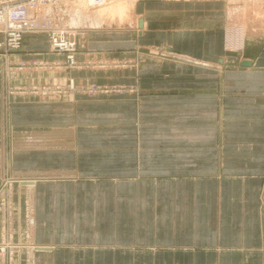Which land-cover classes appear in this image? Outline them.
I'll return each mask as SVG.
<instances>
[{
  "label": "crops",
  "instance_id": "1",
  "mask_svg": "<svg viewBox=\"0 0 264 264\" xmlns=\"http://www.w3.org/2000/svg\"><path fill=\"white\" fill-rule=\"evenodd\" d=\"M138 3L143 26L132 45L92 33L77 54L135 64L58 74L77 86H115L114 95L79 89L18 102L4 94L6 82L58 76L14 80L0 67V187L6 128L15 133L13 117L35 108L36 145H20L35 150L36 167L26 173L37 180L35 240L49 248L35 262L264 264V32L233 53L223 0Z\"/></svg>",
  "mask_w": 264,
  "mask_h": 264
},
{
  "label": "rangeland",
  "instance_id": "2",
  "mask_svg": "<svg viewBox=\"0 0 264 264\" xmlns=\"http://www.w3.org/2000/svg\"><path fill=\"white\" fill-rule=\"evenodd\" d=\"M87 1L68 0L66 1L67 4L65 3L62 7L64 15H58V19L55 17L56 25L61 20L62 26L75 35L77 66L68 62L67 54L53 50L47 32L28 33L30 35L25 41L23 39L22 47L14 51L15 53L19 52L24 57L13 63H8L7 57L14 52H6L0 47L1 75L3 69L7 68L13 71L14 80L24 73L36 71H44L48 75L54 73L55 78L58 76L57 80L54 79L45 84L33 83L28 85L19 82L8 84L6 82L3 92L7 97L12 96L14 100L19 102L24 99L27 100V98L41 97L45 91L47 94L44 96L63 97L79 91V89L84 91L90 87L93 88L92 86L95 87V85L101 87V90L98 92L93 88L94 91H86L90 97H97L107 92L113 95L116 93L115 86L110 87L98 83H92L88 87L77 86L72 77L61 78V75L58 74L75 68L102 70L131 67L136 61L128 57H118L117 55L111 58L102 57L80 61L77 54L81 45L84 44V39L92 33L99 36L95 40H104L106 39L105 36L114 43L124 41L125 46L132 45L133 35L138 34V31L142 29L140 18L143 17V12L141 7H138V0H109L108 2L107 0H98V3L95 4H90ZM223 1L226 3L223 22L226 48L229 52L241 53L245 49L247 40L264 32V0ZM63 17L64 19H62ZM161 20L168 19L163 16ZM55 24L51 28H55ZM162 24L167 25L168 21ZM29 38L38 39V43L30 42ZM2 40L3 36L0 42ZM39 54L41 57L38 56ZM49 54H56L63 58L51 60ZM18 110H20V104L14 106V113L18 114ZM35 117V108L30 104L29 109L27 108V117H13V126L17 129L15 133L8 134L10 129L8 125L3 135L6 151L5 172L4 176L1 175L3 179L0 187V253L4 248L2 253L4 257H0V264H36V254L45 252L46 248L49 249L35 240V202L30 196H32L31 189L32 187L35 188L37 180L35 177L26 175L27 172L36 167L35 150L27 151L20 148L21 144L36 145ZM20 127L23 128L24 133L20 132ZM260 203L264 206V189ZM21 214L24 223L20 228L19 217Z\"/></svg>",
  "mask_w": 264,
  "mask_h": 264
},
{
  "label": "built area",
  "instance_id": "3",
  "mask_svg": "<svg viewBox=\"0 0 264 264\" xmlns=\"http://www.w3.org/2000/svg\"><path fill=\"white\" fill-rule=\"evenodd\" d=\"M66 1L68 0H0V35L3 36L0 47L6 52H14L22 47L26 34L47 32L53 50L67 54L68 62L77 66L75 35L62 26L61 20L55 24V17L64 15L62 7ZM95 3L98 0L93 4ZM54 24L55 28H51ZM92 87L95 91L101 90L98 85ZM93 88L85 91H94ZM2 253L1 258L4 257Z\"/></svg>",
  "mask_w": 264,
  "mask_h": 264
},
{
  "label": "bare ground",
  "instance_id": "4",
  "mask_svg": "<svg viewBox=\"0 0 264 264\" xmlns=\"http://www.w3.org/2000/svg\"><path fill=\"white\" fill-rule=\"evenodd\" d=\"M88 1L90 2V4H91V3L93 4L96 0H88ZM88 1H87V2H88ZM100 1H101V0H100ZM108 1H109V0H107V2H108ZM105 2H106V1H105ZM66 4H67V3H66ZM246 17H247V16H246ZM252 17H253V16H252ZM252 17H251V18H252ZM141 28H142V27H141ZM227 41H228V40H227ZM227 43H228V42H227ZM233 44H234V43H233ZM241 44H242V43H241ZM235 52H236V51H235ZM0 161H1V160H0ZM2 172H3V171H2ZM30 188H31V187H30ZM34 190H35V188L32 187V189H31L32 193H31V191H30V193H31V195H32V196H30V197H32L33 199H34V192H35ZM30 257H31V256H30ZM30 260H31V259H30Z\"/></svg>",
  "mask_w": 264,
  "mask_h": 264
},
{
  "label": "water",
  "instance_id": "5",
  "mask_svg": "<svg viewBox=\"0 0 264 264\" xmlns=\"http://www.w3.org/2000/svg\"><path fill=\"white\" fill-rule=\"evenodd\" d=\"M140 26L141 27L143 26V21L142 20L140 21ZM245 64H247V63H245Z\"/></svg>",
  "mask_w": 264,
  "mask_h": 264
}]
</instances>
